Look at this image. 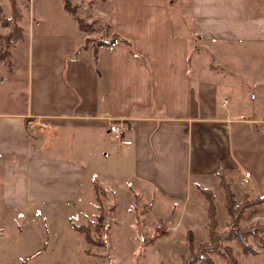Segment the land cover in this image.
<instances>
[{
    "label": "crops",
    "instance_id": "crops-1",
    "mask_svg": "<svg viewBox=\"0 0 264 264\" xmlns=\"http://www.w3.org/2000/svg\"><path fill=\"white\" fill-rule=\"evenodd\" d=\"M109 2L112 28L130 40L133 52L117 41L99 46L94 56L92 47H83L87 35L63 1L40 0V17L49 24L30 27L16 43L26 53L18 77L24 82L22 105L0 111V209L63 214L68 229L59 249L72 235L70 219L79 212L87 168H96L105 190L103 181L116 173L106 168L108 152L78 157L80 145L68 143L71 132L106 143L110 122L123 124L115 163L127 165L132 182L163 199L184 200L196 185L213 187L219 171L231 180L237 202L264 196V131L258 129L264 123V64L253 72L262 106L250 115L244 110L248 92L221 70L227 48L233 53L236 45L264 43V0H177L179 27L169 0ZM196 42L214 63L197 60L200 52L191 46ZM224 87L236 90L230 106L215 102ZM29 118L50 122L45 130L51 137L38 126L27 128ZM70 150L76 156L63 152ZM36 261L29 264H43Z\"/></svg>",
    "mask_w": 264,
    "mask_h": 264
},
{
    "label": "rangeland",
    "instance_id": "rangeland-1",
    "mask_svg": "<svg viewBox=\"0 0 264 264\" xmlns=\"http://www.w3.org/2000/svg\"><path fill=\"white\" fill-rule=\"evenodd\" d=\"M71 1L77 5L75 14L82 17L85 23L87 35L85 40L89 47L93 48V45L97 46L111 37L114 31L113 8L109 0ZM39 2L40 0H15L16 14L19 15L18 23L23 28L24 34L30 27L37 29L49 24V19L40 17L39 8L42 6ZM169 3L174 22L179 27L182 18L178 12L177 0H169ZM260 11H264V6ZM11 13L9 0H0V20L11 17ZM185 20L188 21L189 16H186ZM11 25L2 26L0 23V53L7 48L4 41ZM184 34H191L190 29L187 28ZM20 39L12 41L10 48L12 64L8 67L3 60H0V111L19 110L23 102L24 82L18 77L23 76L22 69L26 53L23 52L19 43L16 44ZM197 42L191 45L196 48H194L195 51L199 50ZM199 52L200 54L196 57L199 62L214 63L215 60L210 53L207 54L202 49ZM233 53L232 49L227 48L221 70L224 74L231 75L227 79L233 85L239 86L240 91L248 92L250 97L244 110L249 115L254 114L262 105L257 96L258 86H255L253 72L258 67L257 64H264V43L236 45ZM221 89L222 92L217 94L215 102L219 105L226 99L223 104L232 105V97L236 90L232 87ZM253 94H256L255 98ZM220 107L224 106L221 104ZM255 125L257 126L256 122L253 126ZM258 126H260L259 130L264 131V123H259ZM45 129L47 128H43L44 134L50 138L51 134L48 135L49 132ZM80 132L82 131L71 132L68 136V143L80 145L82 155L78 157H82L86 151L93 154L99 152L101 156L104 152H108L106 168L116 170L115 174H108L109 180L103 181L107 188L105 195L101 198L102 211H99L92 189V180L97 179L99 172L93 166L87 168L85 183L82 186L83 192L78 199L79 212L70 219V223L86 230L88 242L85 240L84 233L76 231L71 226L72 235L68 238V246L59 249L57 242L59 238L64 239L68 226L63 220V214H56L55 209L47 214L39 211L20 212L22 214L12 211L7 213L0 209V264H23L21 261L24 256L41 247H44L43 251L45 249L48 251L39 257H34V260L43 264L52 262V264H180L181 256L187 252L188 233L191 232L196 243L204 241L207 237L205 199L198 192H189L184 200L163 199L155 195L157 193L153 192L151 187L132 182V178L130 179V175L126 172L129 168L127 165L115 163L113 150L118 147L122 137L116 138L110 131L112 137L109 142L101 143L91 133L88 134V140L85 137L86 134L80 138L78 135ZM48 146L54 150L55 145L52 141ZM63 152L68 156H76L71 150ZM95 157L93 156V159ZM1 180L0 177V187ZM210 188L214 191L218 208V228L225 230L228 217L222 206L223 190L218 182ZM235 188H237L236 185H234ZM237 199H239L238 194ZM99 213L104 217V221L97 219ZM257 222L264 223V205L262 204L247 208L239 220L240 226L246 230L252 228L251 226ZM54 231L55 234H53ZM234 254L238 264H264V248L260 249L256 255H247L234 245ZM212 258L218 264H228L218 255H212ZM30 260L33 258L27 260L25 264H29Z\"/></svg>",
    "mask_w": 264,
    "mask_h": 264
},
{
    "label": "trees",
    "instance_id": "trees-1",
    "mask_svg": "<svg viewBox=\"0 0 264 264\" xmlns=\"http://www.w3.org/2000/svg\"><path fill=\"white\" fill-rule=\"evenodd\" d=\"M12 8L11 17L2 18L0 23L2 26L11 25V28L7 32L6 40L4 41L7 44L5 48L0 53V60H3L4 63L9 67L11 62V50L12 41L17 40L23 37L24 30L21 25L18 23L16 14V5L15 0H9ZM63 8L74 17L80 30L86 31L85 23L82 21V17L78 16L76 13L77 5L72 3L71 0H63ZM18 12V11H17ZM16 15V16H15ZM119 35V36H118ZM121 41L127 44L131 52V42L128 38L118 34L113 31L111 37L108 40H104L101 44L95 46L93 45L94 56H96L97 48L101 45L111 46L115 42ZM86 40L83 44V47H86ZM219 177V184L223 190V201L222 206L225 210V213L228 217L226 222V229L219 230V220H218V208L215 203V194L214 192L207 187L196 185L197 192L205 199L206 201V231L207 237L204 241L198 243L195 242L194 238L191 235V232L187 235V252L181 256L180 264H218L212 258V255H218L227 261L228 264H238L236 256L234 254V245H237L240 251L243 254H253L256 255L259 253L260 249L264 248V223H254L250 229L246 230L244 227H241L239 220L243 212L250 207H257L264 203V196H256L253 198H243L240 202L235 200V194L231 187V180L226 177V175L219 171L217 172ZM92 189L94 192L95 200L97 202V209L102 211L101 198L105 195V188L99 185V183L94 179L92 180ZM97 219L102 221L104 217L99 213ZM104 221V220H103ZM71 226L76 230L84 233L85 240L88 242V235L86 230H83L82 227L71 224ZM196 244V245H194ZM44 247L37 249L36 251L27 254L22 258V263L25 264L27 260L38 256L43 252Z\"/></svg>",
    "mask_w": 264,
    "mask_h": 264
},
{
    "label": "built area",
    "instance_id": "built-area-1",
    "mask_svg": "<svg viewBox=\"0 0 264 264\" xmlns=\"http://www.w3.org/2000/svg\"><path fill=\"white\" fill-rule=\"evenodd\" d=\"M25 126L27 128L33 127V126H38L40 128H50L51 123L48 121L42 120V119L29 118L26 120ZM109 130L114 134V136L116 138H121L124 135L125 126L123 124H120V123L110 122ZM249 174H250L249 171H246L244 173V182L247 181V177H249Z\"/></svg>",
    "mask_w": 264,
    "mask_h": 264
},
{
    "label": "bare ground",
    "instance_id": "bare-ground-1",
    "mask_svg": "<svg viewBox=\"0 0 264 264\" xmlns=\"http://www.w3.org/2000/svg\"><path fill=\"white\" fill-rule=\"evenodd\" d=\"M119 36V35H118Z\"/></svg>",
    "mask_w": 264,
    "mask_h": 264
}]
</instances>
